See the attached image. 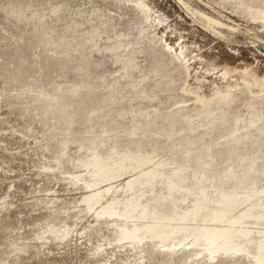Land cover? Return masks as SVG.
Wrapping results in <instances>:
<instances>
[{
  "label": "rangeland",
  "instance_id": "374dc122",
  "mask_svg": "<svg viewBox=\"0 0 264 264\" xmlns=\"http://www.w3.org/2000/svg\"><path fill=\"white\" fill-rule=\"evenodd\" d=\"M213 49L234 62L208 70ZM131 167L148 191L94 221L83 186ZM263 183L264 0H0V264H257L264 206L246 238L206 199Z\"/></svg>",
  "mask_w": 264,
  "mask_h": 264
},
{
  "label": "bare ground",
  "instance_id": "6f19581e",
  "mask_svg": "<svg viewBox=\"0 0 264 264\" xmlns=\"http://www.w3.org/2000/svg\"><path fill=\"white\" fill-rule=\"evenodd\" d=\"M213 51H217V52L214 54L211 53L210 58H208L207 56L203 54L198 55V59L201 61L202 64H204L202 66L204 67L206 66L208 70H213L215 69V67L216 69H218L220 67L218 63H214L210 60V59H213V57L214 59L216 58H218V60L220 59L219 63L221 65L228 63L230 61L234 62L233 61L234 56L232 57V55H227V54L222 55V53L225 51L216 50V49H213ZM227 58H230L229 61H227ZM200 69H203V68H200ZM116 164L118 165L119 163H113L112 165H116ZM155 174H157L155 171L149 172L147 170L146 171L137 170L132 167L126 170L121 169L117 173L115 178L113 179L109 177L105 179L103 178V180H105L103 181L104 185L98 191H89L83 186L84 192L80 194L78 202L80 206L82 207V210L86 214L93 213L94 221L104 219L105 216L103 215L102 212L106 211V209L107 210L115 209L120 214V216H127L128 206L135 205L137 200L139 199L138 190L142 188L145 190V192H147L148 185H149L148 180L150 179L151 175H155ZM160 175H163V174H160ZM69 179H70V184L76 185L78 182L76 181V178L74 177H70ZM123 179H126L124 183L122 184L118 183V180L120 181ZM177 182L178 183H172V184L173 185L179 184L184 190H186L185 184H181L180 181H177ZM252 188H254L255 191H259L260 195H257V197L250 199L248 196L243 194L246 192L240 191L239 192L240 197L238 199L232 198L230 200H227L226 198L222 196L221 193H219L215 198H213V200L212 198H207L206 202L208 203V207L211 210H213L216 214V217L211 216V215L208 216L209 220L214 219L216 221V225H218L223 220L227 219L229 220V224H230L227 235L230 233H239L241 236H244L247 238V236H249L250 230L253 227L251 228L244 227V220L246 218L251 217L252 214L246 213L244 211L247 208L249 209L253 208L254 210L253 214L257 215L259 212H261L260 210L261 206H264V183L260 186L253 185ZM117 195H120L123 197L120 202L117 199ZM112 197L113 199L111 200ZM176 199H179V198H176ZM217 207H220L222 209L228 208L229 210L228 211L218 210ZM193 208L194 207H190V206H181L180 209H181V212L184 213L186 216L194 217L197 214V211L194 210ZM109 225H113L115 228V241L118 244H120L118 246L119 248L121 247L123 248V246L128 245L130 249H134V248L138 249L137 245L140 243L141 239L138 238L135 233L130 234L124 230H121L120 228L117 227V225L114 224V222H110ZM68 226H71V224H68ZM201 226L209 227V231H212L214 230L215 224L211 225L210 222L208 223L204 222V224H198V226L196 227H201ZM192 231L193 229H191V232H190L191 235H192ZM166 233H169V232H166ZM188 237H190V235ZM218 243L219 242H218V239L216 238V235L212 236L209 242V252L207 253V257L209 260H212L214 258L215 250L218 248ZM106 245L108 246L109 243ZM260 245H261L260 246L261 249L264 248V241H260ZM188 246L189 247L191 246L190 243L186 245H183V244H179L177 246L174 245V247H171V250L174 251L178 247L182 249L183 247H188ZM224 248H225L224 251H218V252L222 254H238V253L243 252L242 250L243 247L241 245H237L234 243L228 244V242H226V238L224 239ZM253 258L257 262V264H262L264 262V259L261 257L253 256Z\"/></svg>",
  "mask_w": 264,
  "mask_h": 264
}]
</instances>
